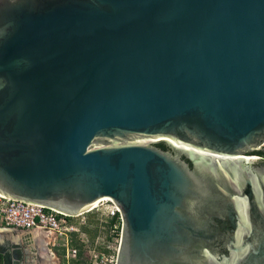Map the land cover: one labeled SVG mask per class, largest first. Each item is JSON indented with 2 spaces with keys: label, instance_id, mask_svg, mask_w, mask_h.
<instances>
[{
  "label": "water",
  "instance_id": "95a60500",
  "mask_svg": "<svg viewBox=\"0 0 264 264\" xmlns=\"http://www.w3.org/2000/svg\"><path fill=\"white\" fill-rule=\"evenodd\" d=\"M147 134L228 154L264 140V0H0V194L68 214L110 196L116 264H264L260 186L259 212L229 200L220 227L209 166L179 147L204 155Z\"/></svg>",
  "mask_w": 264,
  "mask_h": 264
},
{
  "label": "built area",
  "instance_id": "2783aa9c",
  "mask_svg": "<svg viewBox=\"0 0 264 264\" xmlns=\"http://www.w3.org/2000/svg\"><path fill=\"white\" fill-rule=\"evenodd\" d=\"M0 219L3 229H13L20 234L38 231L55 257L52 249L61 244L66 255L71 257H75L82 248L88 256L87 264H116L122 217L110 196L101 197L90 207L68 214L0 194ZM93 220L103 228L104 234L90 239L88 225Z\"/></svg>",
  "mask_w": 264,
  "mask_h": 264
},
{
  "label": "flooded vegetation",
  "instance_id": "af4514ba",
  "mask_svg": "<svg viewBox=\"0 0 264 264\" xmlns=\"http://www.w3.org/2000/svg\"><path fill=\"white\" fill-rule=\"evenodd\" d=\"M181 143H184V145L187 144L191 146V148H193L194 151L195 149H198L201 151L210 152V153L212 152L222 155H241L237 157H243L244 155H246L247 157L251 158L250 162L243 161V159H239L234 163L231 161H223L220 164L218 162L213 161L207 155L202 156L198 153L190 154V151L179 147V149L181 150V153L179 155L180 158L184 159L188 163L190 168L192 169L196 168L197 163L209 166L208 167L209 171H206L205 177L207 178V180L212 182L213 185L216 186L214 191L212 192L213 200L211 203L214 202H220L222 204L224 202L227 203L226 206H223L221 210L222 218L215 219L218 226L220 227L223 226L224 228L231 227L234 222H237L238 219L237 212L232 205L228 204L229 200L234 201L235 198L239 199L244 197L250 203L251 211L255 213L259 212L255 204V196H256L255 192L257 189H255L254 185L260 186V189H258L257 191H259V193L262 194L264 200V140H261L260 142L253 144L250 147H246L242 149L240 152L229 153V154L207 149L187 142H181ZM160 144L162 146H160ZM154 145L164 150L172 151V144L168 142L161 141L154 143ZM233 166H235L234 168L236 169V171L240 172L237 181L241 185L242 190L241 193L237 195H236L237 193L236 191L235 192L229 191L228 189V187L234 182V180L230 177V175L235 173L234 168H232ZM227 235H228L227 231L222 230L221 235H219L218 237L219 241L225 240L228 237ZM31 245L32 244L29 243L27 239H23L20 240L18 246L17 245L15 247L11 246L10 250L8 251V264H29L32 260L31 256H34V252L36 254V251ZM25 246H27L28 248L25 249ZM14 248H16L15 255L12 253V249ZM195 259L196 257L195 255H193L190 261L194 262ZM1 264H4L2 257H1Z\"/></svg>",
  "mask_w": 264,
  "mask_h": 264
},
{
  "label": "bare ground",
  "instance_id": "6f19581e",
  "mask_svg": "<svg viewBox=\"0 0 264 264\" xmlns=\"http://www.w3.org/2000/svg\"><path fill=\"white\" fill-rule=\"evenodd\" d=\"M139 137V136H138ZM160 137H166L169 140H171L173 143H175L176 145L194 150L193 148H191V146L181 143L180 141L174 139L173 137H170L168 135H162V134H147L145 136H141V138L138 139V141L140 142H151L154 140H158ZM195 151H199L200 153H202L203 155H207L209 157H218V158H229V157H237V156H241V155H222V154H216V153H210V152H205V151H201L198 149H195ZM243 158L245 161H249L251 160L250 157H247L246 155H244ZM98 199H96L94 201V203L97 201ZM0 230H2V228H0ZM26 235V236H25ZM2 235L0 234V238ZM9 236H11L10 238L13 241H17L20 242V238L23 239H27L32 245V247L35 249L36 251V257L31 256V262L29 264H56V259L55 256L52 255V253L50 252V250L47 248V245L45 243V241L42 239V236L40 235V233L38 231H33L31 233L28 234H23L20 235L19 232L17 234H11L9 233ZM25 236V238H24Z\"/></svg>",
  "mask_w": 264,
  "mask_h": 264
},
{
  "label": "rangeland",
  "instance_id": "374dc122",
  "mask_svg": "<svg viewBox=\"0 0 264 264\" xmlns=\"http://www.w3.org/2000/svg\"><path fill=\"white\" fill-rule=\"evenodd\" d=\"M2 226H3V222L0 219V228H2ZM88 229H89L88 236L90 239H95L97 235L102 236L104 234L103 228L95 220L90 222V225H88ZM58 242L61 243V240L58 239ZM74 244L76 246L78 245V243L75 241ZM27 248L28 247L25 246V249ZM52 250L56 255L55 257L57 262L56 264H87L88 262V256L83 251L82 248L79 249V252L75 257L67 256L61 244L55 245Z\"/></svg>",
  "mask_w": 264,
  "mask_h": 264
},
{
  "label": "trees",
  "instance_id": "16d2710c",
  "mask_svg": "<svg viewBox=\"0 0 264 264\" xmlns=\"http://www.w3.org/2000/svg\"><path fill=\"white\" fill-rule=\"evenodd\" d=\"M160 146H162V145L160 144ZM1 257H2V255L0 254V264H1Z\"/></svg>",
  "mask_w": 264,
  "mask_h": 264
},
{
  "label": "crops",
  "instance_id": "0c3cea01",
  "mask_svg": "<svg viewBox=\"0 0 264 264\" xmlns=\"http://www.w3.org/2000/svg\"><path fill=\"white\" fill-rule=\"evenodd\" d=\"M20 234V233H19ZM20 235H23V234H20ZM19 240H22V238H20Z\"/></svg>",
  "mask_w": 264,
  "mask_h": 264
}]
</instances>
